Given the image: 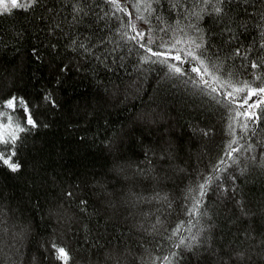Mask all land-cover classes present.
Wrapping results in <instances>:
<instances>
[{"label":"snow or ice","instance_id":"6c2138e0","mask_svg":"<svg viewBox=\"0 0 264 264\" xmlns=\"http://www.w3.org/2000/svg\"><path fill=\"white\" fill-rule=\"evenodd\" d=\"M42 4L49 13L39 17L46 31L67 36L66 47L78 56L103 62L131 43L141 53V63L167 68L165 78L218 96L229 125L218 162L190 168L180 162L177 139L161 123L163 116L142 111L134 127L159 134L147 143L141 139L135 158L125 154L130 133L114 134L104 143L109 158L104 170L61 188L60 197L46 209L33 203L32 213L65 223L78 248L86 249L87 264H264V198L249 200L236 184L237 171L264 173V0H53L51 5L47 0H0V16L33 11ZM112 43L116 47L109 49ZM41 95L51 109L61 107L53 93ZM36 108L15 92L0 99V167L11 173L23 170L19 152L26 147V136L50 127L41 125ZM212 131L201 130V135ZM198 159L202 162L203 157ZM49 183L58 186L55 177L41 179L42 186ZM213 197L220 204L216 211L225 214L223 243L216 238L208 207ZM96 205L109 219L131 223L132 228L101 243L97 225V239L82 242L73 220L90 236L93 229L84 221L99 215ZM24 211L0 194V264H69L68 248L54 238L41 244L43 251L31 250L35 216L26 217ZM165 247L171 249L167 254Z\"/></svg>","mask_w":264,"mask_h":264},{"label":"trees","instance_id":"16d2710c","mask_svg":"<svg viewBox=\"0 0 264 264\" xmlns=\"http://www.w3.org/2000/svg\"><path fill=\"white\" fill-rule=\"evenodd\" d=\"M52 3L53 0H47L48 5ZM44 8L42 4L33 11L14 10L11 15L0 16V99L8 98L13 92L25 96L34 106L38 105L35 110L41 125L45 122L50 125L41 126L26 136V147L19 152L21 172L14 174L0 167V194L26 210V217L35 216L34 234L30 237L33 252L43 251L41 244L54 238L68 248L72 256L69 264H87L86 249L78 248L75 238L66 231L67 225L56 219L49 221L47 216L41 219L39 214L32 213V204L38 201L46 209L60 197L61 188L68 189L85 174L104 170L109 163L104 143L114 134L130 133L125 140V154L135 158L141 151V139L147 143L159 134L145 127H134L142 111L155 110L163 116L161 123L169 127L177 139L180 162L190 168H210L212 163L218 162L228 140L229 121L224 108L217 103L218 96L200 94L190 83L185 85L180 79L165 78L167 68L141 63V53L131 43L117 48L103 62L78 56L66 47L67 36L50 35L46 31L47 24L39 19L49 15ZM108 27L111 28L110 23ZM110 37L115 41L120 39L111 34ZM53 44L55 49L51 47ZM114 47L115 43L108 45L109 49ZM47 92L58 100L61 106L58 110L42 102L41 94ZM205 129L213 131L203 136L201 130ZM81 136L86 139L81 140ZM200 157H203L202 162ZM236 174L241 195L260 202L264 198V173L240 175L237 171ZM48 177H55L58 186L51 183L42 186L41 179ZM184 183L189 180L185 179ZM177 194H180L179 188ZM96 207L99 215L84 221L93 229L90 236L80 230L81 223L73 220L72 227L82 242L97 239V225L101 243L132 228L131 223L109 219L102 207ZM208 207L213 210L217 225L216 238L223 243L225 237L220 233L227 231L225 214L216 211L220 207L216 197L208 201ZM175 222L172 218V226ZM170 250L165 247L163 254ZM183 259H188L187 253Z\"/></svg>","mask_w":264,"mask_h":264}]
</instances>
